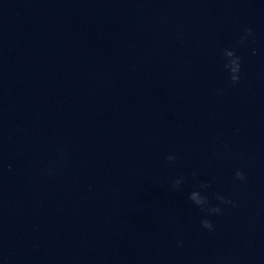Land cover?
<instances>
[{"label":"water","instance_id":"obj_1","mask_svg":"<svg viewBox=\"0 0 264 264\" xmlns=\"http://www.w3.org/2000/svg\"><path fill=\"white\" fill-rule=\"evenodd\" d=\"M0 264H264V0H0Z\"/></svg>","mask_w":264,"mask_h":264},{"label":"clouds","instance_id":"obj_2","mask_svg":"<svg viewBox=\"0 0 264 264\" xmlns=\"http://www.w3.org/2000/svg\"><path fill=\"white\" fill-rule=\"evenodd\" d=\"M245 32V37L241 38V43L244 42V39L246 38V36L251 35V29H244ZM224 57L226 58V63L224 65L225 69L228 71L229 73V79L230 82L235 85L239 82V75L238 73L240 72V58L238 56L234 55L233 51L230 50H225L223 53ZM168 161L172 162L176 159V157L174 155H169L166 158ZM234 179L238 180V181H243L246 179L245 174L242 171L237 170L234 173ZM183 181V177L177 178L173 183H172V188L176 189L180 186V184ZM209 187L208 184L206 183H202L199 185L200 189H207ZM188 199L198 208H200L202 211L205 209V206L208 204V199L205 196H202L200 191H192L189 196ZM216 200L220 201L223 204H231L232 201L226 199L224 196L222 195H217L215 197ZM207 212L209 215L211 214H216L219 215L222 212V209L220 207H210L207 209ZM200 225L202 228L212 231L213 230V225L212 223L208 220V219H201L200 221Z\"/></svg>","mask_w":264,"mask_h":264}]
</instances>
